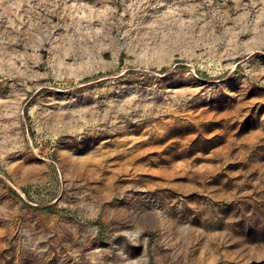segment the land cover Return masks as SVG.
Masks as SVG:
<instances>
[{
    "label": "rangeland",
    "instance_id": "obj_1",
    "mask_svg": "<svg viewBox=\"0 0 264 264\" xmlns=\"http://www.w3.org/2000/svg\"><path fill=\"white\" fill-rule=\"evenodd\" d=\"M0 264H264V0H0Z\"/></svg>",
    "mask_w": 264,
    "mask_h": 264
}]
</instances>
